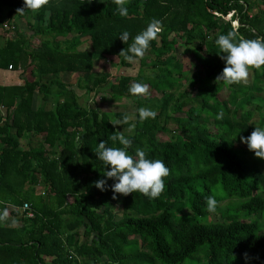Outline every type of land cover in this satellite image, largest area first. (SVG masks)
I'll use <instances>...</instances> for the list:
<instances>
[{"label":"trees","instance_id":"trees-1","mask_svg":"<svg viewBox=\"0 0 264 264\" xmlns=\"http://www.w3.org/2000/svg\"><path fill=\"white\" fill-rule=\"evenodd\" d=\"M21 7L23 0H0V73L28 69L33 77L0 82V212L8 204L22 220L0 222V264H264V160L239 144L264 127V101L247 107L262 90L264 69L251 71L250 85L214 83L225 66L216 38L233 29L243 38L264 37V0H129L127 17L113 0H50L22 15ZM154 18L163 30L134 75L95 73L106 56L129 67L118 54ZM123 31L128 44L118 37ZM178 49L191 58L185 69ZM69 74L73 83L61 78ZM184 81L190 90L176 94ZM134 82L159 96H132ZM100 93L131 98L133 113L144 107L157 116L113 126L109 121L126 112L100 110L93 103ZM123 130L129 154L141 148L169 167L158 199L137 192L113 200L110 189L95 187L105 171L98 143L119 147L111 135ZM210 195L239 202L211 215ZM23 202L31 216L19 210Z\"/></svg>","mask_w":264,"mask_h":264},{"label":"clouds","instance_id":"clouds-1","mask_svg":"<svg viewBox=\"0 0 264 264\" xmlns=\"http://www.w3.org/2000/svg\"><path fill=\"white\" fill-rule=\"evenodd\" d=\"M91 2L92 0H89V3ZM99 2L104 3L105 0H99ZM49 3L50 0H23V7L16 11L21 15L25 10L36 13ZM113 3L117 6L119 16H128L126 5L129 0H113ZM162 30V22L152 19L144 30L132 38V43L122 49L118 55L129 63L142 60L150 49L151 42L157 40ZM118 37L124 44H128L130 33L123 31ZM215 45L218 49L217 54L225 64L222 72L215 78L216 84L220 82L226 86L247 84L252 70L264 69V37L243 38L239 35L238 29H233L227 34L219 35ZM128 91L134 97H145L150 94L149 86L143 83H132ZM137 113H126L122 119L113 118L109 123L113 126L125 125L136 119L143 123L157 116L154 110L144 107L139 108ZM134 128L135 124H132L128 131L131 132ZM111 140L113 143L118 142L120 146L109 147L106 146L105 141H101L95 151L97 159L105 168L104 178L94 182L95 187L100 191L110 189L113 200L118 198L117 194L126 197L137 192L148 199H158L165 190V180L170 175L169 167L162 160L150 159L147 152L141 148H137L134 155L129 154L128 149L131 148L132 141L124 134V130L115 131L111 135ZM240 141L254 153L256 158L264 160V127L255 126L251 134L247 137L241 136ZM108 180H112L113 183L108 185ZM205 204L206 210L210 213H214L218 207V201L214 195L207 196ZM8 218L9 212L5 208L0 212V222H7ZM245 258L247 259V254Z\"/></svg>","mask_w":264,"mask_h":264},{"label":"rangeland","instance_id":"rangeland-1","mask_svg":"<svg viewBox=\"0 0 264 264\" xmlns=\"http://www.w3.org/2000/svg\"><path fill=\"white\" fill-rule=\"evenodd\" d=\"M227 17L228 16H226L225 18H227ZM20 25H21V23H20ZM231 25L235 27L237 25L236 21L235 20L232 21ZM30 42L35 43L33 41V39ZM85 48H87L86 44H84L82 46V49H85ZM174 55L177 59L181 60L182 64L184 65V69L186 68L187 65H189L191 63L190 62L191 61L190 56H188V55L181 56L180 55V49H178ZM148 66L149 65H148V58H147L146 63L143 66V72H142L145 75H147L149 73V69H147ZM138 68H139V62L138 61L135 63H131V65L129 67H121V66H117V60L115 58L110 57V56H106L105 60L99 61L98 64H96L94 70H95V73H97L98 70L103 69V70H106L111 75H116V73L134 75L135 72L138 70ZM184 71H186V70H184ZM191 73H192V70L186 71V75H190ZM20 78L31 80L33 77H31V74H29L28 69H24V70L10 69L7 71H2L0 73V82H2L4 84H12L15 82H20L21 81ZM61 78L65 82L69 81V82L73 83L74 74L63 75V76H61ZM251 81H252V72L250 73L248 83L243 84V85H250ZM187 84H188V81H184V83L181 86H179V88L177 89L176 94L178 92L182 91L183 89H185L186 86H188ZM258 85L262 87V90L259 92L253 91V94H254L253 103H250L247 105V107L250 109L254 106V103H257V102L261 103L264 101V77H262L260 79ZM187 89H189V87L186 88V90ZM227 94H228V90L226 89V87H222L220 89V91L218 92V96L222 99L226 98ZM149 95H154L157 97V96H159V93H157V92L155 93L154 91H152V92H150ZM107 97L108 96L105 93H100L97 96H94L93 97L94 105H96L100 110H115V111L124 110L127 114H133L134 108L131 107V105L133 104V100L131 98H129V99L121 98L120 100H110ZM80 101H82V100L80 99ZM37 102H39V100L34 97V99L32 100V106H35ZM45 106L48 107L49 103L45 104ZM257 119H258V115L254 110L253 115L250 118V121L256 122ZM171 125H173V124L171 122H169L168 126L170 127ZM168 135H169V133H159L158 137L161 139H164V138L168 137ZM38 139H41V137L39 135L36 137H30V140H31L30 145L35 146V143H36V141H38ZM19 143H20V146L23 148L28 146L27 145L28 143L26 142V139H24V138H21ZM239 144L246 151H248V148L245 144H243V143H239ZM246 156H248L249 158H252V155H246ZM259 165H260V167H264V162L259 163ZM26 186H28V185H26ZM37 190H40L39 192L43 191L42 189H36V192H37ZM238 202H239L238 199H225V200L219 202L218 206L220 208H224L225 206L236 205ZM211 215H213V213H211ZM214 216H216V215H214ZM18 224L19 223H16V225H18Z\"/></svg>","mask_w":264,"mask_h":264},{"label":"built area","instance_id":"built-area-1","mask_svg":"<svg viewBox=\"0 0 264 264\" xmlns=\"http://www.w3.org/2000/svg\"><path fill=\"white\" fill-rule=\"evenodd\" d=\"M3 27H5V24H3ZM12 208H14V207H12ZM19 210H24V211H26L27 216H31V213L28 211V204L26 202L22 203V205L19 207Z\"/></svg>","mask_w":264,"mask_h":264},{"label":"crops","instance_id":"crops-1","mask_svg":"<svg viewBox=\"0 0 264 264\" xmlns=\"http://www.w3.org/2000/svg\"><path fill=\"white\" fill-rule=\"evenodd\" d=\"M6 205H7L6 207L9 208L8 204H6ZM8 208H7V209H8ZM9 209H10V208H9ZM9 215H10V214H9ZM10 216H11V217H14V219H15L14 221H16V219L18 220V219L21 218V216L18 215V214H17V215H13V214H11ZM21 222H22V220H21V221L18 220V222H14V223L12 222V224H10V225H11V226H14V225H16V223H19V224H20Z\"/></svg>","mask_w":264,"mask_h":264}]
</instances>
